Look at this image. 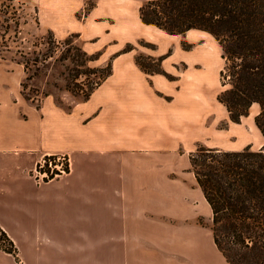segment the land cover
<instances>
[{
  "label": "crops",
  "instance_id": "crops-1",
  "mask_svg": "<svg viewBox=\"0 0 264 264\" xmlns=\"http://www.w3.org/2000/svg\"><path fill=\"white\" fill-rule=\"evenodd\" d=\"M76 29L120 45L148 39L156 47L146 54L162 55L170 77L142 70L137 49L103 50L94 64L110 60L111 73L68 108L49 95L39 107L15 93L0 99V226L17 249H0V264H199L185 254V234L202 230L187 154L198 143L220 148L217 137L240 125L217 99L216 53L181 46L197 41L196 28L144 23L135 0H97ZM58 152L70 170L37 183L40 155Z\"/></svg>",
  "mask_w": 264,
  "mask_h": 264
},
{
  "label": "trees",
  "instance_id": "trees-1",
  "mask_svg": "<svg viewBox=\"0 0 264 264\" xmlns=\"http://www.w3.org/2000/svg\"><path fill=\"white\" fill-rule=\"evenodd\" d=\"M87 1L89 12L96 0ZM139 16L144 23L168 33L197 28L212 34L224 59L219 71L218 101L235 122L248 114L253 103H258L254 121L264 137V0H147L139 7ZM75 48L83 60L81 65L94 58L81 47ZM49 56L52 55L44 58ZM162 58L149 56L157 62L156 67L144 64L139 56L136 63L147 73L162 72L170 77L160 67ZM35 61L31 63L37 68ZM99 69L87 64L79 74ZM111 71L108 62L83 99ZM189 161L211 209L217 249L229 264H264V145L259 149L246 145L227 150L200 144ZM0 249L16 257L15 244L1 226Z\"/></svg>",
  "mask_w": 264,
  "mask_h": 264
},
{
  "label": "rangeland",
  "instance_id": "rangeland-1",
  "mask_svg": "<svg viewBox=\"0 0 264 264\" xmlns=\"http://www.w3.org/2000/svg\"><path fill=\"white\" fill-rule=\"evenodd\" d=\"M135 1L139 10L140 5L147 0ZM89 4L87 0H0V99L6 96L12 97L15 93L25 101L39 107L41 100L49 95L57 104L68 108L74 101L84 98V94L93 86L94 81L104 73L107 63L111 62L109 60L100 66L94 64L103 50L115 49L124 52L137 49L139 52L135 59L139 56L144 64L157 66V62L149 59V55L146 54V51H149V48H155L156 44L144 37L126 40L121 42V45L114 37L108 39L105 36L102 39L101 35H97L83 38L76 27L90 12H86ZM114 20L110 18L109 22ZM193 31L199 35L197 41L194 42L190 35V39L181 40V46L185 49L196 46L214 51L220 71L224 59L218 40L205 30ZM76 46L81 47L94 58L86 62L84 66L81 65L83 60L78 55ZM117 53L115 52V55ZM46 54L52 56L46 59L44 58ZM25 61L28 63L25 64ZM34 61L38 65L37 68L31 63ZM87 64L101 70L79 74V71H83ZM219 71L216 94L221 89ZM218 104L225 112L224 106L219 102ZM254 108H249L248 114L240 118V125L233 127L232 136L223 141L217 137L216 142L221 144L220 148L231 150L239 147L241 149L246 143L251 144L253 149L263 147L264 137L255 124V115H251ZM222 111L219 113H223ZM227 123L230 122L226 119L222 120L219 128H226ZM200 144L213 147L203 143H198L197 146ZM195 150L187 154L188 157ZM189 170L191 171L190 166ZM192 187L196 195L201 192L194 180ZM187 195L189 196V193ZM190 196L192 197L193 194ZM197 204L194 205L201 209L198 222L202 230L185 234L187 241L185 254L199 259V264H229L213 242L212 213L202 193L201 200Z\"/></svg>",
  "mask_w": 264,
  "mask_h": 264
},
{
  "label": "built area",
  "instance_id": "built-area-1",
  "mask_svg": "<svg viewBox=\"0 0 264 264\" xmlns=\"http://www.w3.org/2000/svg\"><path fill=\"white\" fill-rule=\"evenodd\" d=\"M70 167L69 154L64 152L46 153L40 155L31 171V175L37 183H40L66 174Z\"/></svg>",
  "mask_w": 264,
  "mask_h": 264
}]
</instances>
